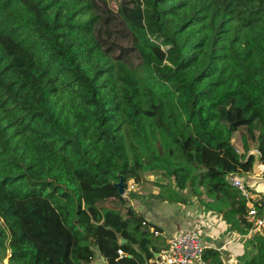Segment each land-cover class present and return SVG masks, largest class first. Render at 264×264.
Instances as JSON below:
<instances>
[{"label":"trees","instance_id":"1","mask_svg":"<svg viewBox=\"0 0 264 264\" xmlns=\"http://www.w3.org/2000/svg\"><path fill=\"white\" fill-rule=\"evenodd\" d=\"M116 3L0 0V262L150 264L165 241L115 186L145 174L252 229L228 176L264 166V0Z\"/></svg>","mask_w":264,"mask_h":264},{"label":"crops","instance_id":"2","mask_svg":"<svg viewBox=\"0 0 264 264\" xmlns=\"http://www.w3.org/2000/svg\"><path fill=\"white\" fill-rule=\"evenodd\" d=\"M254 156L257 157V155ZM250 174H252L253 180L248 183H245V180L241 178L249 190L254 181L264 178L263 172L257 174L251 172ZM257 194L264 195V192L262 190L261 193ZM153 195L155 194H152L149 200L140 201L142 204H138L137 207L132 202L128 204L137 213L141 214L147 222L154 225L156 230H159H157L158 235L164 239L165 244L178 233L199 229L203 242L208 245L207 249H216L221 255L223 264H249L254 252L251 234L243 235L231 229L224 221L222 215L215 213L213 210H210V212L200 211V208L192 207V203L189 205L170 204L153 198ZM134 199L136 200L137 198L133 197L130 200ZM260 199L263 198L260 197L257 200ZM152 261L149 263L152 264ZM92 264L105 263L101 258L97 257Z\"/></svg>","mask_w":264,"mask_h":264},{"label":"built area","instance_id":"3","mask_svg":"<svg viewBox=\"0 0 264 264\" xmlns=\"http://www.w3.org/2000/svg\"><path fill=\"white\" fill-rule=\"evenodd\" d=\"M253 153L258 156L257 151ZM260 166L263 172L264 166ZM228 181L231 186L240 191L241 195L248 202L247 218L252 224V228H263L264 217H256V210L253 207V201H255V199L247 185L240 177L234 175H229ZM155 234H158V232H155ZM207 248L208 245L203 242L199 229L189 232H181L167 241L166 248L155 255L152 264H207L202 258L203 253ZM119 254L121 255L120 251Z\"/></svg>","mask_w":264,"mask_h":264},{"label":"rangeland","instance_id":"4","mask_svg":"<svg viewBox=\"0 0 264 264\" xmlns=\"http://www.w3.org/2000/svg\"><path fill=\"white\" fill-rule=\"evenodd\" d=\"M109 4L112 8H116V0H109ZM236 137L233 138V143L235 145V147L238 149V151L241 152V148L240 146L235 142ZM256 152V151H252ZM253 155H255V153H253ZM250 174V173H249ZM246 174L241 176L240 178H243V180H245V183H248L249 181H252V174ZM249 175V176H248ZM262 181H264V178L262 180H257L254 181L252 183V185L250 186V190H251V194L253 196V198L255 200H257L258 198L262 197L264 198V195H260L257 193H261L262 190L264 192V183H262ZM170 184L168 179L164 177V175L162 173H157V174H145L142 176L141 182L136 184L134 181L130 180L128 181L123 188V191L121 193L122 197L125 198L126 200H128L129 202H132L133 205L135 207L138 206V204H142L140 201H144V200H149V197L152 194H156L158 192V185L160 184ZM133 195V196H132ZM133 197L137 198L136 200H130ZM191 203H192V207H198L200 208V211H204V212H210V210L212 211L214 208H212V204L213 202L209 199H207L205 196H203L202 198H197V197H191ZM215 213H218L216 209L213 210ZM207 215V214H206ZM112 223L116 224L119 228V223H117V219H113ZM247 234H251V240H255L254 237L255 236H261L264 237V227L260 228V229H249ZM254 246V244H253ZM253 256V255H252ZM0 264H7V259H5L4 261L0 262Z\"/></svg>","mask_w":264,"mask_h":264},{"label":"water","instance_id":"5","mask_svg":"<svg viewBox=\"0 0 264 264\" xmlns=\"http://www.w3.org/2000/svg\"><path fill=\"white\" fill-rule=\"evenodd\" d=\"M260 164H261L260 160L257 157H255V160L252 165L253 173H256V174L261 173ZM115 186L118 188V193L121 195L123 188H124L123 180L120 179V181L117 184H115ZM119 241H120V244L126 243V240H124L123 238H120Z\"/></svg>","mask_w":264,"mask_h":264}]
</instances>
